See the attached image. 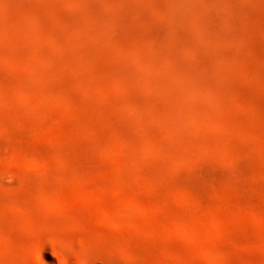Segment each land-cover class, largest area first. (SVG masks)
Instances as JSON below:
<instances>
[{
  "label": "rangeland",
  "instance_id": "1",
  "mask_svg": "<svg viewBox=\"0 0 264 264\" xmlns=\"http://www.w3.org/2000/svg\"><path fill=\"white\" fill-rule=\"evenodd\" d=\"M0 264H264V0H0Z\"/></svg>",
  "mask_w": 264,
  "mask_h": 264
}]
</instances>
